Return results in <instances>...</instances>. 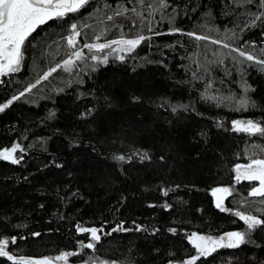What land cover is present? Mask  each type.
<instances>
[{
    "label": "trees",
    "instance_id": "obj_1",
    "mask_svg": "<svg viewBox=\"0 0 264 264\" xmlns=\"http://www.w3.org/2000/svg\"><path fill=\"white\" fill-rule=\"evenodd\" d=\"M72 24L80 41L145 39L131 52L102 50L100 62L87 53L65 70ZM233 49L264 59L259 0H88L38 25L19 70L0 76V105L24 92L0 112V151L24 149L19 163L0 158V239L16 241L6 250L183 264L197 255L192 233L248 232L235 211L264 219V197L249 195L259 181L235 179L237 165L264 159V134L233 125L264 127V66ZM222 185L231 211L213 202ZM79 227L96 228L99 242ZM246 241L196 264H264V226Z\"/></svg>",
    "mask_w": 264,
    "mask_h": 264
},
{
    "label": "snow or ice",
    "instance_id": "obj_2",
    "mask_svg": "<svg viewBox=\"0 0 264 264\" xmlns=\"http://www.w3.org/2000/svg\"><path fill=\"white\" fill-rule=\"evenodd\" d=\"M88 0H0V76L7 75L9 73H15L19 70L21 60H22V48L24 47L25 41L29 35L35 31L38 25L44 24L48 20L54 18H63L66 14L71 12L78 11L82 6H84ZM260 5L264 7V0H259ZM118 15L120 13H117ZM260 16H256V19H260ZM111 19V17H109ZM72 35L67 37L68 45L75 49V36H78L79 33L76 31L77 25L72 24ZM189 35H194L190 33ZM197 39H207V37H196ZM145 37L140 36L136 39L130 40H120L113 41L114 44L124 45L127 51L131 52L136 48L137 45L144 40ZM213 43H219V41H213ZM224 47H229L228 44H224ZM89 50L95 48L97 50H103L105 48L111 47L110 44H95V45H85ZM124 50V49H121ZM237 51L239 56L244 57L249 61H256V63L264 66V59L256 60V58L239 49H233ZM73 57L75 59H73ZM82 51H72L69 54V58L63 61V67L65 70H71L75 66V62L82 59ZM93 60L98 59L96 56L92 57ZM121 60L124 59L123 56L120 57ZM104 62H107L105 57ZM60 67V65H57ZM56 71V67L52 68L48 73L43 77L47 79L52 72ZM39 83V81H37ZM36 85L33 84L29 86L25 91H31V88H34ZM24 92L20 93V96H23ZM20 96H13L7 103L0 105V112H3L7 109L14 100L20 98ZM136 99H139L138 97ZM247 100H241L240 106L244 107L247 104ZM234 128L237 131H243L250 134L261 133L264 134V127L259 123L248 120L243 121H234ZM17 151L23 152L24 149L21 148L19 144H14L10 148H5L0 151V158L4 160H10L12 163H19V159L16 158L15 153ZM144 158H147V153L144 154ZM116 159L124 160L123 155L117 156ZM236 177L237 182L240 180H249V181H259V187H254L249 195L252 196H262L264 197V159H253L251 163L247 165H237L236 166ZM232 190L228 187L215 188L212 190V195L216 197V207L221 211H231L226 209L223 206V201L226 196H230ZM167 195V193H165ZM235 216L240 220L244 221L247 225L248 232L242 231H233L227 232L219 237L204 236L198 235L197 233H192L189 237L190 242L193 244L196 249L197 255L192 256L191 259L183 262V264H196V260L200 257H207L211 253L215 252L218 248L227 247V248H237L240 245L246 243V236L252 230L257 227L264 226V219H261L254 215H246L240 211H235ZM139 230V229H138ZM78 231L81 233L90 232L91 240L99 242L100 235L96 228H84L79 227ZM175 232V229H171ZM36 235H39L38 233ZM250 239V237H249ZM15 238L9 239H0V257H6L9 261H12L13 264H53L52 258H43L38 260L25 259L20 257L19 259L15 258L9 253L6 249L8 248L9 243H15ZM86 247L88 249H95V244L87 243ZM72 253H62L59 256H56L54 259L56 261H66ZM112 264H116V261L113 260Z\"/></svg>",
    "mask_w": 264,
    "mask_h": 264
},
{
    "label": "rangeland",
    "instance_id": "obj_3",
    "mask_svg": "<svg viewBox=\"0 0 264 264\" xmlns=\"http://www.w3.org/2000/svg\"><path fill=\"white\" fill-rule=\"evenodd\" d=\"M141 2V0H138V3H140ZM121 8H123V9H125V7H123V6H121ZM87 25H89V23L87 24ZM98 28V27H97ZM70 31V34L72 35V29H70L69 30ZM76 31L77 32H79V30L78 29H76ZM77 37V36H76ZM78 38V37H77ZM129 38H133V37H117V38H114V39H110V40H108V41H99V40H95V41H92V42H85V41H82V44H78L79 46H81L82 48H84V53H83V57L82 58H84L85 56H87V53H94L93 54V56H96L98 59H96V60H94V61H99L100 60V53H102V50H97V49H95V48H93V49H91V50H89V48H87V47H85V45H95V44H110L111 45V47H108V48H105V49H103L104 50V53H109V52H111V51H114V52H116V53H121V54H123V53H126L127 52V49H126V47L124 46V45H121V44H114V43H112L113 41H120V40H124V39H129ZM79 43H80V41H79ZM66 45V47H67V49H69L70 47H69V45H68V43L66 42L65 43ZM121 49H124V50H121ZM69 50H71V49H69ZM69 54H70V52L68 53V55L66 56V58L67 57H69ZM65 58V59H66ZM81 60V59H80ZM80 60H78V61H80ZM64 61V60H63ZM63 61H61V62H63ZM100 62V61H99ZM76 63H77V61L75 62V65H76ZM21 65V64H20ZM74 67H72L71 69H73ZM63 69H64V67H63ZM51 69H49L46 73H48L49 71H50ZM46 73H44L43 74V76H41L40 77V79H37L33 84H37V81H40L41 80V78H43L44 76H45V74ZM32 84V85H33ZM29 87V86H28ZM27 87V88H28ZM26 88V89H27ZM249 163H251V162H249ZM248 163V164H249ZM244 165H247V164H244ZM243 166V165H242ZM258 182V181H257ZM223 187H228V188H230L229 186H226V185H222V186H216V187H214V188H212L211 189V195H212V190L213 189H215V188H223ZM255 187H259V184L257 185V186H255ZM254 188V187H253ZM253 188H251V190L253 189ZM231 189V188H230ZM228 196H226L225 197V199H224V201H223V206H224V203H225V200H226V198H227ZM212 199H213V202L216 204V197H214L213 195H212ZM244 214H246V215H249L248 213H244ZM245 223V222H244ZM233 231H240V230H238V229H232V230H228V231H223V232H220L219 234H217L216 236H212V237H214V238H216V237H219L220 235H223L224 233H227V232H233ZM209 236V235H208ZM62 253H58V254H52V255H43V256H40V257H37V260L38 259H43V258H52L53 259V264H112V262L111 261H106V260H88V259H86V260H84V261H80V262H71L70 260H69V258L66 260V261H56L54 258L56 257V256H59V255H61ZM117 264V263H116ZM167 264H180V263H178V262H169V263H167Z\"/></svg>",
    "mask_w": 264,
    "mask_h": 264
},
{
    "label": "flooded vegetation",
    "instance_id": "obj_4",
    "mask_svg": "<svg viewBox=\"0 0 264 264\" xmlns=\"http://www.w3.org/2000/svg\"><path fill=\"white\" fill-rule=\"evenodd\" d=\"M78 33H79V32H78ZM69 35H71L70 32L67 33L66 38H67ZM77 37H78V38H77ZM77 37L75 36V38H74L75 49H73V48H71V47L69 46V47H70L69 49H71L70 52H72V51L75 50V51H82V53H84V52H85V51H84V48H82L81 46L78 45V44H82V41L79 40V35H78ZM66 40H67V39H66ZM124 40H125V39H124ZM79 41H80V43H79ZM67 58H68V57H67ZM67 58H66V59H67ZM66 59H64V60H66ZM73 59H75V58L73 57ZM60 64H61V66L63 67V62H61ZM224 205H225V203H224ZM241 221H242V220H241Z\"/></svg>",
    "mask_w": 264,
    "mask_h": 264
},
{
    "label": "water",
    "instance_id": "obj_5",
    "mask_svg": "<svg viewBox=\"0 0 264 264\" xmlns=\"http://www.w3.org/2000/svg\"><path fill=\"white\" fill-rule=\"evenodd\" d=\"M138 37H133V38H129V39H126V40H130V39H136ZM69 58V57H68ZM67 58V59H68ZM244 222V221H243ZM10 253V252H9ZM11 254V253H10ZM13 255V254H11ZM15 258L19 259L20 257H24L25 259H32V260H37L36 257H33V256H25V255H21V256H18V255H13Z\"/></svg>",
    "mask_w": 264,
    "mask_h": 264
}]
</instances>
